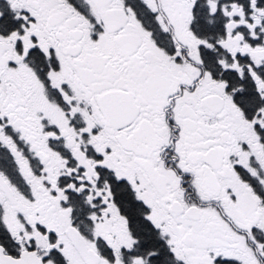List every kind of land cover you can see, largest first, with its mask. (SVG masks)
Wrapping results in <instances>:
<instances>
[{
    "label": "snow or ice",
    "instance_id": "6c2138e0",
    "mask_svg": "<svg viewBox=\"0 0 264 264\" xmlns=\"http://www.w3.org/2000/svg\"><path fill=\"white\" fill-rule=\"evenodd\" d=\"M0 264H264V0H0Z\"/></svg>",
    "mask_w": 264,
    "mask_h": 264
}]
</instances>
